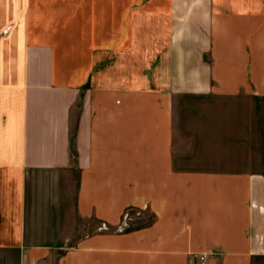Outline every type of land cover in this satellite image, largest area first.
I'll return each instance as SVG.
<instances>
[{"label": "crops", "instance_id": "crops-1", "mask_svg": "<svg viewBox=\"0 0 264 264\" xmlns=\"http://www.w3.org/2000/svg\"><path fill=\"white\" fill-rule=\"evenodd\" d=\"M209 95L255 101L225 106L249 136L264 0H0V251L17 264L264 256V174L205 161L241 158V126L228 156L206 137L180 144V98ZM131 208L150 224L80 231Z\"/></svg>", "mask_w": 264, "mask_h": 264}, {"label": "rangeland", "instance_id": "rangeland-1", "mask_svg": "<svg viewBox=\"0 0 264 264\" xmlns=\"http://www.w3.org/2000/svg\"><path fill=\"white\" fill-rule=\"evenodd\" d=\"M248 102L254 103L253 100H243L239 97L236 99H224L213 96H189L181 97L179 103H187L183 109L179 110L182 114L183 119L178 121V135L182 138L180 144L186 145L183 138L191 135L192 139V149H198L200 146L201 138L206 137L208 141L209 151H225L226 156L228 153H231L233 147V142L230 139L232 137L233 125L235 129L238 127V121L242 113H237V119L232 118L230 115L231 112L226 110L225 106H233L235 104L247 105ZM254 105V104H253ZM256 108V119L255 127L250 129V135H246L247 128L244 125L241 126V135L238 138H241L240 145V154L241 158L233 159L231 157H225L224 159H209L207 161L208 165L222 166L225 169H240L241 171L250 170L257 171L258 174H264V100H257L255 105ZM221 109V110H218ZM185 118V119H184ZM224 121H220L219 119ZM236 120V122H235ZM180 123V124H179ZM207 131V132H206ZM231 131V132H230ZM245 131V132H244ZM244 132V133H243ZM246 139V140H245ZM200 142V143H199ZM236 147V146H235ZM238 147V146H237ZM201 161V160H193ZM204 161V160H203ZM128 216H124L122 224L117 228L113 229L110 225L101 222L87 225V228L83 226L80 231L84 234H92L94 232L114 230L116 232L126 231L131 228H137L140 226L150 224V220L153 215L151 212H144L139 209L131 208L126 212ZM3 251V250H1ZM0 251V264H17L18 256L10 252H1ZM205 254L206 262L210 257L208 253H198ZM200 264H202L200 257ZM205 262V264H206ZM252 264H264V256L255 258Z\"/></svg>", "mask_w": 264, "mask_h": 264}, {"label": "built area", "instance_id": "built-area-1", "mask_svg": "<svg viewBox=\"0 0 264 264\" xmlns=\"http://www.w3.org/2000/svg\"><path fill=\"white\" fill-rule=\"evenodd\" d=\"M128 216V214H126V217ZM195 257H200V259H201V262H202V264H205V262H206V256H205V254H198V253H196L195 254Z\"/></svg>", "mask_w": 264, "mask_h": 264}]
</instances>
